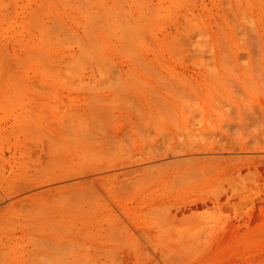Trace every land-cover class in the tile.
Segmentation results:
<instances>
[{"label": "rangeland", "instance_id": "rangeland-1", "mask_svg": "<svg viewBox=\"0 0 264 264\" xmlns=\"http://www.w3.org/2000/svg\"><path fill=\"white\" fill-rule=\"evenodd\" d=\"M0 264H264V0H0Z\"/></svg>", "mask_w": 264, "mask_h": 264}, {"label": "bare ground", "instance_id": "bare-ground-1", "mask_svg": "<svg viewBox=\"0 0 264 264\" xmlns=\"http://www.w3.org/2000/svg\"><path fill=\"white\" fill-rule=\"evenodd\" d=\"M138 161H141V162H143L142 160H138ZM138 161H137V162H138ZM135 162H136V159H135L134 163H135ZM167 165H168V164H167ZM107 179H108V178H107Z\"/></svg>", "mask_w": 264, "mask_h": 264}]
</instances>
